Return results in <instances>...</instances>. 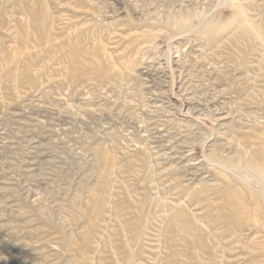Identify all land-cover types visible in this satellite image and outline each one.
Here are the masks:
<instances>
[{
    "label": "rangeland",
    "instance_id": "1",
    "mask_svg": "<svg viewBox=\"0 0 264 264\" xmlns=\"http://www.w3.org/2000/svg\"><path fill=\"white\" fill-rule=\"evenodd\" d=\"M0 264H264V0H0Z\"/></svg>",
    "mask_w": 264,
    "mask_h": 264
},
{
    "label": "bare ground",
    "instance_id": "2",
    "mask_svg": "<svg viewBox=\"0 0 264 264\" xmlns=\"http://www.w3.org/2000/svg\"><path fill=\"white\" fill-rule=\"evenodd\" d=\"M156 137V136H155Z\"/></svg>",
    "mask_w": 264,
    "mask_h": 264
}]
</instances>
